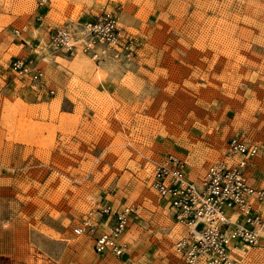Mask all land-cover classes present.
<instances>
[{
	"label": "rangeland",
	"instance_id": "1",
	"mask_svg": "<svg viewBox=\"0 0 264 264\" xmlns=\"http://www.w3.org/2000/svg\"><path fill=\"white\" fill-rule=\"evenodd\" d=\"M119 2L61 0L50 18L48 30L102 6L116 13L132 54L96 69L47 40L26 54L16 30L36 0H0V264H182L173 244L184 227L149 186L168 152L198 178L242 136L259 143L250 178L264 184V0ZM15 57L33 58L54 93L11 73ZM104 204L134 208L124 254L97 253L72 231ZM260 237L244 264H264Z\"/></svg>",
	"mask_w": 264,
	"mask_h": 264
},
{
	"label": "built area",
	"instance_id": "2",
	"mask_svg": "<svg viewBox=\"0 0 264 264\" xmlns=\"http://www.w3.org/2000/svg\"><path fill=\"white\" fill-rule=\"evenodd\" d=\"M46 2L37 0L38 5ZM46 43L67 54L81 51L98 62L105 57L127 60L132 54L130 37L118 24L116 13L105 6L81 22L52 27ZM9 70L27 79L33 89L54 93L33 58L15 57ZM259 150L258 142L232 136L222 157L209 163L198 178L188 176L184 159L174 153L153 161L149 186L184 227L173 244L182 264H244L249 249L258 245L264 230V185L253 186L248 169ZM133 210L129 205L98 206L81 217L72 231L90 236L97 253L121 255L126 245L120 237Z\"/></svg>",
	"mask_w": 264,
	"mask_h": 264
},
{
	"label": "crops",
	"instance_id": "3",
	"mask_svg": "<svg viewBox=\"0 0 264 264\" xmlns=\"http://www.w3.org/2000/svg\"><path fill=\"white\" fill-rule=\"evenodd\" d=\"M60 1L61 0H47L46 4L38 5L37 0H36V6L33 8V10L31 12L26 14L27 24L24 25L21 29L16 30L17 33H19V31H22V34H24V36H27L30 39L29 41H24L22 43L25 47L23 50L26 52V54H28V53H33V54L34 53L35 54L42 53V50H41L42 44L44 43V40L45 41L47 40V37H48L47 36L48 31L47 30L49 28L48 24H50V18L52 16L53 11H56L58 9V6L56 5V3L58 4ZM109 1L111 3H113L114 5H116L117 7L124 8V6H126L125 3L122 4L121 2H119V0L115 1V2L113 0H109ZM66 2H68V6H70L71 8H73L74 6H79V7H81V9H84L88 0H66ZM93 6H96V3L93 4ZM60 13L62 15L65 14V12H63V11ZM88 14H90V13H88ZM85 15L87 16V14H85ZM68 17L70 18V16H68ZM19 21L23 22L21 17H19ZM31 27H34V31L32 33L29 29ZM44 44L46 45V43H44ZM45 49H47V48L45 47ZM93 64H94L96 69H98L100 66L99 65L100 62L93 63ZM253 159H252V161L249 165V169H248L249 181L253 186H256V187L257 186H263L264 184H262V185L261 184H253V182L251 181L250 171H251ZM160 200L162 201V199H160ZM162 203H163V201H162ZM163 205L166 207V209L170 213L167 206L164 203H163ZM131 215H133V214H131ZM130 219H129V221H130ZM123 234H124V232H123ZM123 234L121 235L120 240L122 242H124L126 247H127L126 241L123 240ZM126 247H125V249H126ZM91 248H92V244H91ZM124 253H125V251L122 254H124Z\"/></svg>",
	"mask_w": 264,
	"mask_h": 264
},
{
	"label": "bare ground",
	"instance_id": "4",
	"mask_svg": "<svg viewBox=\"0 0 264 264\" xmlns=\"http://www.w3.org/2000/svg\"><path fill=\"white\" fill-rule=\"evenodd\" d=\"M263 231H264V230H263ZM263 231H262V232H263ZM261 234H262V233H261ZM260 238H261V237H260ZM260 238H259V240H260ZM259 240H258V243H259ZM262 244H264V243H262ZM255 252H256V251H255ZM263 252H264V251H263ZM259 253H260V252H259ZM255 254H256V253H255ZM250 255H251V254H250ZM257 255H258V254H257ZM252 256H253V255H252ZM261 257H262V256H261ZM256 258H257V256H256ZM256 258H255V259H256ZM252 259H254V258H252Z\"/></svg>",
	"mask_w": 264,
	"mask_h": 264
}]
</instances>
